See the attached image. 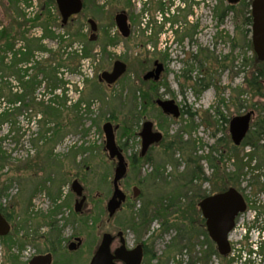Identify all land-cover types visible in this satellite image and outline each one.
<instances>
[{"label": "rangeland", "instance_id": "1", "mask_svg": "<svg viewBox=\"0 0 264 264\" xmlns=\"http://www.w3.org/2000/svg\"><path fill=\"white\" fill-rule=\"evenodd\" d=\"M16 1L0 0V27H5L4 33L0 31V56L23 39L31 53L27 79L37 78L39 86L32 94L28 91L21 103H14V89H19L20 95L25 93L17 86L20 75L16 72L20 67H5L0 59V209L10 225L5 240H0V264H28L33 257L52 249L57 250L53 264H88L101 235L118 231L125 232L129 248L136 243L146 245L148 253L155 256L150 262L147 258L146 264H227L239 253L241 264H264V254H259L264 249V216L259 225L253 224L258 211L251 209L254 200L260 202L258 207L264 204V190L258 193L250 187L248 174L238 185L250 203L229 235L231 253L226 259L211 257L204 262L209 246L202 235H194L198 239L193 240L191 249L186 242H180L179 228L183 223L178 215L166 222L156 218L140 234L128 228L143 202L156 201L181 184L182 175L192 167L189 159L209 179L214 172L208 158L217 160L218 175L225 176L235 169V151L231 148L238 149L239 157L249 151L248 147L242 148L246 137L239 146L232 143L229 123L252 113L250 131L258 118H264L263 98L251 101L244 82L255 62L252 46L248 47L251 27L243 25L250 8L246 11L245 6L238 5L221 20L217 8L227 6L226 0H203L202 9L193 18L197 30L190 31V25L181 23L173 31H146L143 21L139 29L133 28L134 0H87L71 25L64 31H49L53 36L47 37L45 31H20L29 24L19 20ZM38 2V12H43L42 0ZM121 11L129 17L131 30L127 39L119 35L114 23V16ZM154 16L158 25L161 18L158 13ZM55 17L44 12L36 25L58 27ZM88 19L98 26L94 42L89 41ZM73 46L81 54L88 53L87 58L77 59ZM156 60L166 69L155 88L143 82L142 77ZM116 61L126 65L123 77L110 87L99 83L98 77L110 71ZM200 84L205 88L201 89ZM141 95L146 100L140 99ZM157 98L174 101L183 111L180 118L164 120L160 111L146 104ZM79 100L82 102L74 111ZM255 102L260 103V113L253 110ZM141 103L146 110L136 123L132 117L134 112L142 111ZM47 107L60 114L48 115ZM145 121L152 122L155 130L166 124L163 141L148 151L147 161L132 171L127 168L119 188L129 200L107 221L106 203L112 195L115 162L104 150L102 127L105 123L112 125L120 148L127 143L122 137L124 125H132L133 134L123 149L129 166V158L141 151L138 134ZM174 139L182 147L166 153L164 145ZM154 172L157 177L151 178ZM74 180L81 184L86 196L80 212L74 209L77 197L70 188ZM260 183H264V177ZM222 185L216 179L193 182L191 192H182L178 204L191 205L196 190L208 196ZM133 187L140 191L135 199ZM192 219L200 231H205L200 213ZM72 238L83 241L75 253L67 251ZM196 241L203 244L199 246Z\"/></svg>", "mask_w": 264, "mask_h": 264}, {"label": "trees", "instance_id": "2", "mask_svg": "<svg viewBox=\"0 0 264 264\" xmlns=\"http://www.w3.org/2000/svg\"><path fill=\"white\" fill-rule=\"evenodd\" d=\"M251 3H252V0H241L240 3L237 5L228 4L222 9L217 8V11H218L217 15L219 16V19L222 20L227 13H231L234 10H236V7H238V5L245 6L246 11L249 7L250 11H247V16L243 19V25L244 27L250 28L252 26ZM51 5L52 3L44 5V7L46 8L45 10L46 13H49L48 7H50ZM43 12L38 17L42 16L44 14ZM38 17H37V20H38ZM44 28H47V27H44ZM2 33H4V31ZM50 34L51 33L49 31H45V36L49 37ZM8 47H7L8 49H11L10 46ZM248 47L249 48L251 47L249 42H248ZM252 50H253V47H252ZM8 52L9 51H3V53L0 56L1 62L5 65V67L7 66L5 63V60H6V55ZM73 54L79 60H83L87 58L88 56V53H86L85 51L83 54H81L77 50H75ZM16 56L12 62V66L20 67V69L16 72L18 76L20 75L17 85L20 88H23L25 93L23 95H20L21 93H15L13 94V96H16L14 103H21L26 97V95L28 94V91H30V94H32V92L35 91V88L39 86V84L36 81L37 78L33 79L32 81H28L27 79L29 75L28 72L30 71V69H27V67L31 66L30 63H28L29 57L31 56L30 50L26 49L25 52L22 53L20 58H17ZM13 67L12 69H14ZM250 67H251V73L247 78H245L244 82L247 88L249 89V93L251 95V101L252 99L255 100L257 98L258 99L263 98L264 100V61L262 62L258 61L257 55L255 54V62L253 64L251 63ZM59 82L64 85L62 81H59ZM150 85L154 87L153 84H150ZM198 86L201 89L205 88L204 84H200ZM143 95L145 96V94ZM143 95H141L140 99L146 100V97H144ZM136 101L137 100L135 99V102ZM60 102H63V101L61 100ZM81 102L82 100H79L78 102H76V104L73 106L72 109L74 111L78 109ZM146 104L152 105L149 103H146ZM60 106H64V105L61 103ZM140 106L142 107V111L138 114H136L137 112H134L135 113L133 115L134 117H132L133 122L137 123L140 120V118L143 116L142 114H144L146 110L145 105H143V103H141ZM252 106H253L254 111L260 113L261 108H259L260 107L259 102L253 103ZM135 108H136V105H135ZM58 112L59 110H56L51 107H47L45 113H47L48 115L58 116L60 114V113L58 114ZM2 116L3 115L1 114L0 120L3 118ZM163 119L165 120L166 118L163 117ZM165 125H160L161 129L165 128ZM124 127L125 128H124L122 137L124 136L123 138H126L127 139L126 142L128 143L130 136L133 134L132 128H131L132 125L131 126L124 125ZM178 142L180 141H177L175 139L172 140V142H170L169 144L164 145L163 150L167 153L175 147L181 148L182 145ZM127 143H124L120 148L122 150L125 149L124 147L127 145ZM245 147H248L249 151L245 154H242L241 157H239V155H236V153L238 152L237 148H234V147L231 148L233 151H235V157L233 158V160L236 159L234 162L235 169L233 173L226 174L225 176L218 175L219 174L218 166L217 164H215L217 162L216 159L208 158L209 162L211 163V169L214 172V177L212 176L209 179L205 176V174L201 171V169L195 165V161H191L189 159L188 163L191 164L192 167L190 171L188 170L182 175V178L180 179L181 184H178L175 187V189H172L170 192L165 193L164 195L159 197L156 201L143 202L141 204L140 209L137 211V213L134 214L135 216H132V218L129 220L128 228L133 230L137 234H140L141 232H145L146 230L149 229L150 223L154 219L162 218L166 222L168 218L178 215L183 223V226L179 228L180 236L178 237V239L180 242L182 241L186 242L187 248L191 249L193 247L191 240L194 237V235H197V234L198 236L202 235L204 238L207 239V234L205 233V231H202V230L200 231V229H198V227L195 225L196 223L194 222V219H192V216L194 214H197V215L199 214V211L197 208L198 199H202L206 197V195L202 196L200 191L196 190L195 193H193V197L195 199L193 204L191 205L187 204V206L181 207L178 204V202L181 198V195L183 194L182 192H185V194L188 193V191L191 192L190 187L193 182L200 181L203 183H208L212 181V179H216L222 182L223 184L222 185L223 188L217 191V193L224 192L228 188H236V189H239V191H241L243 194V191L240 190L239 188L238 182L240 181L241 178L245 177L246 174H248L251 177L249 186L253 187L254 190L258 193L262 192L264 190V183L261 184L260 179L264 177V174L259 175L258 173L262 170L264 171V118H258L256 122L254 123L253 127L250 129L249 133L246 136V139L244 140L242 144V148H245ZM220 157L221 158L223 157L222 153H220ZM129 160H130L129 168L132 171L136 169V167L139 164L147 161L148 159H147V156L141 157L140 154H134L132 157L129 158ZM156 172L152 173L150 177L152 178L153 176L156 178L157 177L155 175ZM243 196L245 197L246 202L250 203V200H248V196H245V195ZM258 202L259 201L256 202V200H254L251 203V209H253L254 211H258V215L257 214L255 215L254 222H253V224H257V225L260 224L261 219L264 216V204L261 207H258L257 206ZM0 212L2 213L3 211L0 209ZM201 224L203 227V221H201ZM173 227H176V225H173ZM0 240L4 241L5 237L0 238ZM208 246H209L208 248L209 250L204 253V257L202 259L204 260V262L207 263L208 260L210 261L211 257L213 256L217 259H226L229 257V256H227L226 258L220 257L217 254V252L213 250L211 244H208ZM259 254L263 255L264 249H261ZM154 257L155 256L153 254L152 255L150 254L148 256L149 258L148 262H150V260H152ZM241 260H242V255L239 253L238 256L234 257L233 259H229L227 264H239V263L241 264Z\"/></svg>", "mask_w": 264, "mask_h": 264}, {"label": "water", "instance_id": "3", "mask_svg": "<svg viewBox=\"0 0 264 264\" xmlns=\"http://www.w3.org/2000/svg\"><path fill=\"white\" fill-rule=\"evenodd\" d=\"M229 5H237L239 0H226ZM59 9L62 17V25H65L68 18L73 15H78L82 9L80 0H72L70 3L59 2ZM251 40L254 53L257 55L258 61H264V0H252L251 3ZM115 26L124 39L128 38L130 29L127 23V16L124 12L117 14L114 17ZM91 36L89 41L96 40L95 33L97 32V25L94 21L89 20ZM163 71L162 64L157 61L154 62V69L147 72L143 77L144 82L159 81L160 75ZM126 72V65L120 61L113 64L112 71L103 72L99 76V80L105 82L108 86L117 82ZM157 107L168 116L177 119L180 115L178 107L174 101H156ZM252 113L231 119L229 123V131L231 141L235 146H239L243 139L247 136L249 131ZM153 124L145 122L142 124L141 132V151L140 156L143 157L148 148L157 144L161 140L159 133H152ZM104 134V150L107 153L109 160L115 162L112 177V195L106 203V211L108 218H112L115 213L120 209L126 200V195L120 190L119 183L126 177L128 164L115 142L114 129L110 123H105L102 127ZM71 191L77 197L75 203V211L80 212L85 201L86 196L83 193L81 184L74 180L71 183ZM140 191L137 187L132 188V198L135 199L139 196ZM203 218L206 220V228L210 238L214 241L217 247V252L220 257L226 258L231 253V246L229 242V235L235 226L236 217L245 212V203L241 195L233 188H229L224 193L203 199L199 204ZM10 232V225L3 218L0 213V238L5 237ZM110 236L104 234L102 237V244L108 245ZM75 247L70 246V250ZM140 259L139 250L130 253L126 259V264H138ZM52 257L50 254L35 256L28 264H51Z\"/></svg>", "mask_w": 264, "mask_h": 264}, {"label": "flooded vegetation", "instance_id": "4", "mask_svg": "<svg viewBox=\"0 0 264 264\" xmlns=\"http://www.w3.org/2000/svg\"><path fill=\"white\" fill-rule=\"evenodd\" d=\"M70 1H72V0H42L43 7L40 8L42 10H45L46 9L44 7L45 4L52 3V5L50 7H48V11H50L49 14L51 13L53 15H56V17H55L56 20H57V23L56 24L58 25V27L57 26L54 27L52 25H48L47 24L45 26L47 28H44V27L38 26V24L36 25V23H37V17L42 13V11H40V12L37 11V13L35 14V16L32 19H26L25 14L23 13V11L20 8V4H21L22 0H17L16 1V4H17L18 11H19V15H20L19 20L22 21L23 23L27 24V25L29 24V26H22L20 28V31H64V29H65L66 26L71 25L74 22V20L79 15H81V13L83 12V9L85 7V3H86L87 0H80V2L82 4V9H81L80 13L78 15L71 16L70 18H68L66 24L65 25H62L61 24L62 17H61V13H60V9H59V5L58 4H59V2L70 3ZM93 1H95V0H93ZM240 1L241 0H239V2L237 4H239ZM33 2H35L36 4L39 3L38 0H26L24 3L26 5H28V3H33ZM134 2H135V4L133 6V17H132L133 28L139 29V27H140V25H142V21H143L144 24H145L144 25V29L146 31H173L174 29L177 30L178 29V25H181V23L184 26L190 25L189 26V30L190 31H195V30H197V25H196V23H195V25L193 24V18L197 15L196 14L197 10L198 9H202V6H203V0H162V1L160 0L158 2H156L155 0H134ZM121 12H124L126 14L125 11H121ZM121 12H119V13H121ZM155 13H158V15L161 18L160 19V22H158V25H156L157 24L156 21H155L156 20V16H154ZM46 14H48V13H46ZM49 14H48V16H49ZM126 16H127V23H128V18L129 17H128L127 14H126ZM89 20H91V19H88L87 20V24H88V21ZM128 25H129V23H128ZM89 29H90V27H89ZM129 29L131 30L130 25H129ZM97 30H98V26H97ZM0 31H5V27H0ZM129 35H130V33H129ZM250 44L252 46V40L251 39H250ZM13 60L14 59L11 60L9 66L12 65ZM154 62L152 64V67L147 72H149V71H151V70L154 69ZM157 62L159 63V61H157ZM162 66H163V71H162V73L160 75L159 81L154 82V81L151 80V81L148 82L149 84H153V86L155 88L158 87V84L161 81V77H162V75H163V73H164V71L166 69L163 64H162ZM112 68H113V65H112ZM112 68H111L110 71H107V72L110 73L112 71ZM6 80H8V83L11 82V79H9V78L6 79ZM98 82L99 83H105L103 81H100L99 80V77H98ZM117 82H115L114 84H116ZM114 84H112V85H114ZM112 85H110V86H112ZM106 86H108V85L106 84ZM110 86H108V87H110ZM53 93L54 92H52V94ZM157 100H161V99L160 98L155 99L153 102H151V104H152L151 106L153 108L157 109L158 111H160L161 116H163L166 119L167 118L168 119L170 118V119H173V120H178L180 118V116H181V114H182L183 111H182V109L179 106L176 105L178 107V110L180 112V115H179V117L177 119H175L172 116H168V115L164 114L162 112V110L159 107H157V105H156V101ZM163 101H168V100H163ZM170 101H172V100H170ZM141 128H142V126H141ZM140 132H141V129H140ZM140 132H139V134H140ZM152 133H159L161 135V140L157 144H153V145H151L148 148L146 154L144 155L145 157L147 156L148 151L152 147L159 146L162 143V141H163V135L164 134H163V130L160 127H159L158 130H155L154 129V124H153ZM139 134H138V137L140 139V147H141V138H140ZM119 149L121 150V152L123 154V150L121 148H119ZM139 154H140V152H139ZM127 172H128V169H127ZM233 189H235L237 191V193L239 195H241V197L243 198L244 203H245V207H246L245 211H246L247 208H248V204H247V202L245 200V197L243 196L242 192L239 191V189H236V188H233ZM224 192H220V193L214 192L211 195H208V196L200 199V201H198V203H197V208H198V211H199L200 216H201V221H203V227H204V230H205V232L207 234V239L205 238L206 241H207L206 243H207V245L208 244H211L212 245V248H213V250L215 252H217L216 244L214 243V241L209 236V233H208L207 228H206V220L203 218L202 212H201L200 208L198 207V204L203 199H205V198L212 197V196H215V195L224 193ZM128 200L129 199L127 198V195H126L125 202L122 204V206L120 207V209L117 212H119L122 209L123 205ZM74 209H75V207H74ZM243 213L239 214L236 217V219H235V226H236L237 219ZM1 215H2V213H1ZM3 218L7 221V219L4 216H3ZM111 219L112 218H107V221H110ZM235 226H234V228H235ZM234 228H233V230H234ZM104 234H108L110 236V242L106 246H104L102 244V237H103ZM194 239H198V238L197 237H193L192 238V243H193V240ZM82 244H83L82 239H80V238H72V242H70L68 244V246H67V251L69 253H75V252H77L80 249V247L82 246ZM197 244L199 246H201L203 243H200L198 241ZM70 246L75 247L74 250H70ZM230 246H231V244H230ZM137 249L139 250V254H140V259H139L138 264H146L147 263V258L150 255V253H148V249H147V247H146V245L144 243H136L131 248H129L128 245H127V240H126L125 232L118 231L116 234L103 233L101 235V237H100L99 244L95 247V249L93 250V252L91 254V257H90V260H89L88 264H126V259L128 258L129 254L130 253L132 254ZM47 254H50L51 255V257H52L51 264H53L54 263V255L57 254V250L52 249L49 252H47L46 254H44V255H47ZM217 254H218V252H217ZM38 256H41V255H38Z\"/></svg>", "mask_w": 264, "mask_h": 264}, {"label": "built area", "instance_id": "5", "mask_svg": "<svg viewBox=\"0 0 264 264\" xmlns=\"http://www.w3.org/2000/svg\"><path fill=\"white\" fill-rule=\"evenodd\" d=\"M26 0H22L21 4H20V8L21 10L23 11V13L25 14L26 16V19H32L35 14L37 13L38 11V7H37V4L35 2L33 3H28V5H26L24 2ZM56 32V31H55ZM16 45H14L12 51L8 52L7 55H6V60H5V63L6 64H9L11 62L12 59L15 58V56L17 58H20L22 53L25 52L26 48H25V41L22 39V40H19L15 43ZM73 50L75 51L76 48L73 46ZM16 51H18L19 53L17 54ZM78 51V50H77ZM21 52V53H20ZM79 52V51H78ZM81 53V52H79ZM81 72V71H80ZM82 76V75H81ZM11 83V82H10ZM18 86V85H17ZM58 90V89H57ZM14 92L15 93H20L19 89H14ZM79 95V94H78ZM69 105H71V103H69Z\"/></svg>", "mask_w": 264, "mask_h": 264}, {"label": "crops", "instance_id": "6", "mask_svg": "<svg viewBox=\"0 0 264 264\" xmlns=\"http://www.w3.org/2000/svg\"><path fill=\"white\" fill-rule=\"evenodd\" d=\"M6 70V69H5Z\"/></svg>", "mask_w": 264, "mask_h": 264}]
</instances>
